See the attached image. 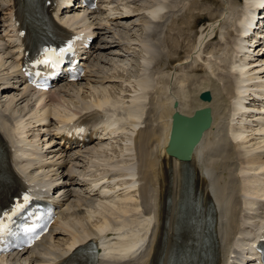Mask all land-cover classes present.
Wrapping results in <instances>:
<instances>
[{
  "label": "bare ground",
  "instance_id": "obj_1",
  "mask_svg": "<svg viewBox=\"0 0 264 264\" xmlns=\"http://www.w3.org/2000/svg\"><path fill=\"white\" fill-rule=\"evenodd\" d=\"M181 1L183 0H161V3L158 0L148 9L146 15L147 25L144 30L145 37L142 44V53L144 55L141 57L142 66L140 68L145 71V74L137 80V87L142 97L155 82L149 74L150 66L154 63L156 66L155 69H161L172 64L175 58L170 62L168 60L174 55L181 53V38H186L185 30L194 28V25L201 19V15L195 16L190 9L195 10L201 8L200 10L202 11V6L206 5V3L219 4L218 0H185L188 3V8L183 13L184 15H177V21L174 23V18L179 11L178 8ZM260 1L245 0L243 19L250 15L249 9L247 10L246 8L248 4L254 7ZM166 8L170 9L173 19L169 21L168 25L162 28L163 31L168 30L166 31L165 37H162L159 32L163 24L156 22L161 18V13ZM133 14L131 10L124 9V12L118 16L123 17L121 19H128L127 17H131ZM193 18H195L194 24H192V21L190 23V19ZM66 19L65 22L70 26L74 22L76 24L80 22L79 16L77 15ZM180 23L182 25H179ZM154 25L157 26V33L155 34V38L152 36L153 39L151 41L149 36L152 32H155ZM10 26L8 24L9 29ZM12 33H14V30ZM13 36H15V33ZM211 37L212 34L208 36L207 40ZM247 41L249 40L247 39ZM236 42V49L244 55L243 60L236 61L239 63L232 66V71L239 72V74H236L237 76H235V81L232 86V90L237 93V97L232 96L230 98L231 101L229 100L228 104L225 105V99L222 95L225 89L222 90L223 84L213 81L212 76L215 74V70L210 65L206 68L203 67L206 81L197 82L190 90L182 86L185 76L174 84L172 78L169 81L165 80L159 90L161 100L158 99L159 101L157 100L155 102L153 116L151 121H149L152 123L150 125L148 123V126L145 125V128L137 133L138 144L136 145L135 140H132V134L122 138L123 147L120 148L119 155L116 154L114 157L122 158L127 156L129 158L127 160L128 163L119 164L117 162H111L107 165L113 172L115 171L113 176L117 175L121 177L120 183L115 185L116 179L112 176L111 178L106 176L101 180L91 181L93 183L87 189L90 190L91 195H94L93 197L99 199L98 203L109 205L113 209H105L107 206L102 208L103 206L98 205L94 201L95 198H93L87 205L90 207L93 205L94 208L98 207L96 210H98L99 215L103 218L100 222L91 224L90 226L82 225L79 222L78 224H74L71 222L72 220L70 221L72 217H67L66 221H63L65 219L62 216L61 220L55 223V227L57 225L60 226L64 232L63 234L70 232V230L75 231V234L69 240L63 241L64 244L62 246L64 247H61L62 249L58 253L52 255L53 258L64 255L76 243L88 238H97L99 247L101 248V253L98 255L99 262L97 261V264H103L105 262H108V264H147L143 260L145 258L147 259L151 252V249H149L146 253V244L150 228L153 223H156V215L159 231L157 245L153 251V257H151L152 260L148 264H233L227 260V255L231 252H234L232 261L238 260V263L241 264H243V261L247 257L258 258L256 251L251 246V243L255 239L253 241L249 240L252 232L255 233L253 236L256 235L254 226L246 227L245 231L243 227L240 228V225L242 226L252 221L256 223L260 220L261 216H264L260 214L264 212V124L260 123L259 129L256 130V133H262V135L260 134L262 137L256 143H252L253 141L249 140L250 137L248 138L242 131L248 123H246L245 118L246 101L242 96H239L241 90L240 85L246 82V78L244 77H246L245 72L248 69L247 59L250 55L247 54L248 45L244 44L246 42L245 40L239 38ZM10 43L12 44L11 41ZM164 43L165 45H163ZM15 50L18 53L13 58L14 60L12 59L13 62L20 55L19 46ZM8 51L11 54L14 50L8 49ZM223 59L221 62H223ZM180 63L181 61L177 64ZM196 65H193V67ZM17 68V64H15V69ZM201 69L202 67H198L193 71L201 72ZM206 69L208 72H206ZM17 73H19L18 70ZM228 73L233 75L231 71H228ZM134 74L136 76V72ZM221 78L225 83H228L231 76L222 75ZM249 80L251 79L249 78ZM76 86L78 85H68L64 89ZM25 90H28L25 91V94H28V96L36 98L37 95L35 107L39 111L44 110L42 116L35 121V124H44L49 116L58 119L59 123L64 124L75 113L98 109L106 117L105 122L111 123L108 126L104 124L105 128L103 133H107L104 136L107 137L106 139L119 136V132L121 131L122 133L128 127L130 129L135 128L134 130L139 129V120H141L143 107L136 99L128 107L123 105L122 108H119L118 101L104 94L103 97H98L89 103L79 104L80 108L77 107L78 109H74L75 111L70 107L73 111L62 116L58 110L65 109L64 106L67 104V99L56 97V93L58 92L51 91L47 95V93L33 92L27 86H25ZM206 90L211 92L210 102L199 99V94ZM48 97L49 99H47ZM56 98L59 99L56 100ZM174 99L178 101V108L175 110L171 108V102ZM227 106L231 111L232 120L225 127L221 122V111H224ZM203 108H209L211 111V126L204 132L200 143L193 151L191 171L187 173L188 182H186V186H182L180 179L181 173L178 171L179 163L168 157L165 153L170 132V117L173 111L185 116H191L195 111ZM96 116L97 114H94L92 118H96ZM258 119L262 118L259 117ZM18 121L19 123H16V131L22 133L20 128L22 121L21 119H18ZM0 130L10 143H12L13 140L7 132L5 124L0 126ZM227 134L234 141L232 143L233 145L226 143ZM23 141L19 142L23 144ZM99 146L103 148L105 145L103 143L99 144ZM102 148L94 150L96 151L95 155L107 157L102 155ZM0 151V155L3 154L5 157L6 153L1 146ZM19 153L24 154L21 148L15 147V158L18 160L17 163H14L15 171L25 180L36 185L42 184V187L46 191H49L53 184L45 182L33 173H29L27 167L31 163L25 165L20 164ZM134 153L138 154L139 161L130 163L133 160ZM231 159L235 161L230 164ZM39 161L41 160L39 159ZM3 169L4 171L7 170L6 166ZM6 174L7 172L4 175ZM4 175H0V181ZM139 176L142 184L139 182ZM5 177L8 181H12L9 174ZM136 179H138L137 182L135 181ZM136 194H139V201ZM209 194L212 195L216 208L210 206L209 202L211 199ZM157 200L158 206H155ZM123 203L125 205H122ZM114 211L120 212V218H115V220L111 217L108 218L110 214L115 215ZM70 212L69 214L66 213L68 214L67 216L71 215L72 212ZM209 215H213L221 221L219 225V241H216L214 231L210 230L211 224L209 222L211 221L207 220ZM82 216L83 213L80 211L73 214V218L79 220L82 219ZM162 216L165 218L164 227L160 226V219L161 221L163 220ZM77 225L82 226L78 229L79 226ZM206 228L209 230V234L204 236L203 230ZM109 232L115 237V242L112 244L109 242L112 238L108 240L104 237V234ZM237 232H239V238L232 241ZM154 235L156 237V234ZM49 248L51 250V247ZM16 259H19V257H16ZM123 261L128 262L125 263ZM257 264H259L258 261Z\"/></svg>",
  "mask_w": 264,
  "mask_h": 264
},
{
  "label": "rangeland",
  "instance_id": "obj_2",
  "mask_svg": "<svg viewBox=\"0 0 264 264\" xmlns=\"http://www.w3.org/2000/svg\"><path fill=\"white\" fill-rule=\"evenodd\" d=\"M130 1L133 2V4H131V7L135 8V3L136 2H134L133 0H130ZM157 1L158 0H145L144 3H138L137 8L135 9V13H137V15L135 17H133L129 22H121L120 21V23H116V27H114V30H113L112 33H109L107 31L105 37H103L102 40L108 39L109 40L108 43L105 44L103 42V44H101V42H100L101 39L98 41V44H99L98 48L99 49H97V50H99V51L96 53V59L94 60V63H93V68H95V70H97V73H93V75H92V77H94V79H90L89 82H84L83 84H80V85H78L76 87H71V88L69 87V88H66V89L63 88L61 90V92L58 91V93H56V97H63L65 99H67V104L64 106L65 109H60L61 111L58 110V112H60V114H62V116L64 114L65 115L68 114L69 112L73 111L74 109L77 110L78 108H80L79 104L89 103L90 101H93V100H95L98 97H103L104 94H107L109 97H117V96L122 97V95L125 92H127V90H129L130 88H131V93H134L135 90H137V92L133 96V99L128 103V105L132 101H134L136 99L138 102H140L142 104V107H143L142 99L145 97V94L148 91L142 97L141 92H138L139 90H138V87H137V80L145 74V71L140 69L141 66H142V63H141L142 62V58L141 57L144 55L142 53L143 52L142 51L143 50L142 44L144 42V37H145L144 30H145V27L147 25L146 24L147 17L145 18L144 14L146 13V15H147L148 9L151 6H153ZM0 2L2 3V2H4V0H0ZM151 2H152V4H150ZM147 4H149L150 6L146 7V10H145L144 7ZM180 4H181L182 7L178 8L179 11L176 13L175 17H177V15L181 16L183 13H185L186 9L188 8L187 7L188 6L187 1L183 0V1H181ZM211 5L216 6L215 7L216 9H214V7H212V10H210V9L207 10V9L204 8L205 5H203L202 6V11L204 10L206 12L199 13L201 11L200 10L201 8L195 9V10L199 11L198 13H195V16L201 14V16H200L201 18H203V16H205L206 18H209V17L212 16L214 18V15H217L221 19L222 11H224L225 7H223V10H221L220 13H217L216 10H220L222 8V6H221V8L218 9V6L220 5V3L218 5H215V4H211ZM192 10H194V9H192ZM191 21H192V24H194L195 18L190 19V23H191ZM109 24H111V23H107V25H109ZM93 25H94V23H93ZM119 25H122V26L117 27ZM179 25H182V24L180 23ZM188 31H190V29H186L185 30L186 38L185 37L181 38V41H182L181 53L182 54L180 53L179 55H174L171 59L168 60L169 62L172 61L173 58H175L174 62H177L181 58H183V54L185 56V53H186L187 49H185L186 45H185L184 41L188 40ZM198 31H201L200 27L198 28ZM142 32H144V37H142V41L140 42L141 46H137L138 38H140L142 36ZM194 33H195V31L193 32V34ZM121 37L124 38V39H127L128 41L130 40V41L136 43V44L133 45V48H129V47L126 48L127 49L126 51H132L133 50V52L130 55L127 54V52L126 53L124 52L125 49L123 47L122 48L120 47V49L117 47L118 46V42H119L118 39L121 38ZM221 37H223V36L221 35L220 39H221ZM204 43L205 44H203V48H205V51H206V42H204ZM163 45H165V43ZM211 45L215 46V44H208V48ZM0 47L4 48L2 46V43H0ZM118 49H119L120 52H118ZM3 51H5V50H3ZM205 51H204V53H205ZM0 52H2V51H0ZM164 52H165V50H164ZM117 53H123L124 56L118 55ZM8 54H9V51L7 53L6 52H2L0 54V70L2 68H7L8 66H11L10 65V59H8L6 57V56H8ZM201 54H202L201 51H199L198 55H197V56H200V59L202 58ZM224 57H226V58H224ZM224 57H223L224 59L223 58L220 59V64L223 67L218 66V65H217V67H214L215 74L212 76L213 78L217 76L215 81H217L218 83H221V84L225 83V81L222 80V78H221L222 75L231 76L228 73L229 70L227 68L228 59L229 58L227 57V55L224 56ZM222 59H223V62H221ZM207 65H206V67H207ZM151 66H150V68H151ZM168 66L166 68H168ZM158 67H160V66H158ZM221 68H222V71H221ZM14 69H15V64H14ZM158 69L159 68H157L156 70H158ZM184 70L185 71L187 70L186 71L187 75H192L189 72L190 71V67H184ZM2 72H4V71H2ZM9 72L12 73L13 70H9ZM135 72H136V76L134 74ZM16 73H17V70H16ZM149 74H150V69H149ZM134 76H135V79L133 78ZM2 77L3 76H0V81H1ZM196 78H198V77H196ZM250 79H251V77H250ZM230 81H231V79L228 80V83ZM234 81H235V79H234ZM133 83H135L136 89L132 88ZM13 87H16V85L13 86ZM224 89L225 88L222 87V90H224ZM231 89H232V87H231ZM19 90H21V89H18V90L16 89L15 91H12V92H10L9 89L6 90V91H3L2 93H4L5 96L2 97V99L0 100V106H2L7 111H11L13 114L21 113V111L23 110V107L25 105L29 104L28 102H29L30 99L28 98V94H25V87L23 89L24 92L21 93ZM225 93L228 94L229 90H225ZM159 94H160V92H159ZM222 95H223V97L225 99V105L228 104L229 99L232 96L228 99L223 94V92H222ZM30 98H31V96H30ZM58 99L59 98H56V100H58ZM113 100H115V99H113ZM157 100L155 102H157ZM78 101H80V102H78ZM115 101H117V100H115ZM122 103H123V105L125 104V102H123V101H122ZM128 105L125 106V107H128ZM154 105H155V103H154ZM154 105H153V108H154ZM43 111L44 110H40L39 111V110L36 109V107H34L33 112H36L35 114H39L35 121H37L39 119V117L42 116ZM21 121L23 122V119ZM149 121H151V119ZM149 121H148V123L150 125L152 122L150 123ZM22 122L20 123V125L22 124ZM147 126H148V124H147ZM238 126H240V125H238ZM245 126L247 128L249 127V125H245ZM246 127H245V129H247ZM129 134H130V131L127 134H126V132L125 133H121V134H119V136L115 137L117 139H114L112 141L114 143H112V142L110 143L109 142V144H107V145L105 144L106 147L104 146L102 148L101 146H99V148H97V149H101L102 148L103 150L101 151V153H102L103 156H106V154H104V149H109L108 146H111L113 144H115L117 146V148H118L117 150H115V151L114 150H110L111 157H107V158L110 159V162H108V163L114 162V159H116L114 156H116V154L119 155V151L121 150L120 148L123 147V141H122L123 139L122 138H125L126 135L128 137ZM257 134H258L257 135L258 138H256L257 141H255L256 140L255 138L252 139V138L248 137L249 140L253 141L252 143L259 142L258 141L259 138L262 137V136H260L259 133H257ZM250 136H254V134L253 135L250 134ZM95 152L96 151H93V155H95ZM97 157H101V156H96L95 155V159L102 161L101 159H99ZM112 158H114V159L111 160ZM80 170H81V168H80ZM78 190H80L81 192L84 191L83 189H80V188H78ZM82 193L80 195H83ZM124 199H126V198H124ZM77 201H78V198L75 197L72 202L70 201L68 203V206L65 208V213L63 215V219H65V220H63V221H66L67 217H69V218L72 217L70 219V221L72 220L71 221L72 223L78 224V222H79L82 225L90 226L91 224H96V223H98V222H100L102 220L103 217L101 215H99L98 210H96L98 207L94 208L93 205H91L92 207H90L89 205H88L89 207L87 205H83V206L79 205L77 207V203H76ZM94 201H96L98 205H102L103 206L102 208H105L106 206L107 207L105 209L110 208L109 205H104V204L98 203L99 199H97V198H95ZM79 208L82 209L83 211H80ZM110 209H113V208H110ZM73 211L82 212L83 213L82 219L79 220V219L73 218V214L75 213ZM69 212L71 213V215L67 216L69 214ZM66 213H68V214H66ZM106 213H108V212H106ZM114 213H115L114 216L112 214H110V215H108L109 216L108 218L111 217L113 220H115V218L116 219L120 218L119 217L120 216V212L114 211ZM98 216H100V217L97 218ZM82 225H77V226H79L78 229ZM56 232L59 233V229H56ZM63 233L64 232H61L60 235H58L56 233V235L54 234V239H50L49 240L50 241L49 243L53 244V246L52 245L49 246V247H51V250H50L49 247H47L49 249V250L47 249L48 253H51L52 255H55L56 253H58L59 250L64 247V246H62V244H64L63 241L69 240L70 237L73 234H75V231L70 230V232H68V233H65V234H63ZM55 249H57V251H55Z\"/></svg>",
  "mask_w": 264,
  "mask_h": 264
},
{
  "label": "water",
  "instance_id": "obj_3",
  "mask_svg": "<svg viewBox=\"0 0 264 264\" xmlns=\"http://www.w3.org/2000/svg\"><path fill=\"white\" fill-rule=\"evenodd\" d=\"M203 98L208 99V95ZM176 128L168 147L169 154L180 160H188L193 147L198 143L202 131L209 126V111H197L194 118L175 117Z\"/></svg>",
  "mask_w": 264,
  "mask_h": 264
}]
</instances>
